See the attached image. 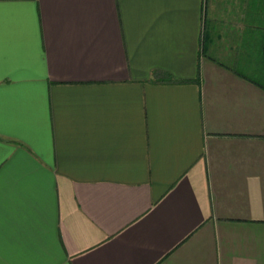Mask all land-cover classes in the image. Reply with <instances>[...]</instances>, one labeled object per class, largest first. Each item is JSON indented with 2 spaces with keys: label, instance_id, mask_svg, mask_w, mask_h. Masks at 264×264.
<instances>
[{
  "label": "crops",
  "instance_id": "obj_1",
  "mask_svg": "<svg viewBox=\"0 0 264 264\" xmlns=\"http://www.w3.org/2000/svg\"><path fill=\"white\" fill-rule=\"evenodd\" d=\"M264 0H0V264H264Z\"/></svg>",
  "mask_w": 264,
  "mask_h": 264
},
{
  "label": "trees",
  "instance_id": "obj_2",
  "mask_svg": "<svg viewBox=\"0 0 264 264\" xmlns=\"http://www.w3.org/2000/svg\"><path fill=\"white\" fill-rule=\"evenodd\" d=\"M262 56H263V60H264V44H263V47H262ZM261 84V87L264 89V81Z\"/></svg>",
  "mask_w": 264,
  "mask_h": 264
}]
</instances>
